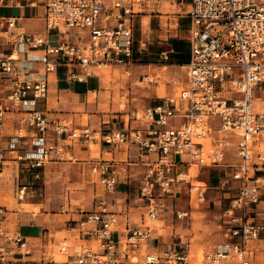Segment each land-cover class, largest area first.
<instances>
[{
  "label": "built area",
  "instance_id": "obj_1",
  "mask_svg": "<svg viewBox=\"0 0 264 264\" xmlns=\"http://www.w3.org/2000/svg\"><path fill=\"white\" fill-rule=\"evenodd\" d=\"M34 1L42 4L55 42L16 31V19L0 13V185L4 167L12 161L33 179L40 178L39 170L48 163L79 161L72 146L81 142L90 149L98 140L112 146L133 143L141 153L156 154L146 162L139 189L146 205L143 224L127 223L121 231L118 214L107 210L106 199L99 198L94 209L82 211L81 219H68V231L82 241L61 245L59 250L67 256L64 264H264V111L254 103L258 91H264V0H190L191 60L185 85L145 110V128L106 133L77 126L72 119L50 117L33 103L47 99L48 73L59 66L67 67L71 81L93 75L94 65L129 66L135 18L155 10L162 0ZM35 50L42 53L32 55ZM161 56L167 60L168 51ZM10 112L19 115L21 126L6 133ZM231 135L240 141L234 144ZM203 138H210V143ZM233 146L236 159L226 164ZM194 164L232 167L221 181L223 188L231 180L239 182L222 215L224 239L201 261L191 259L181 235L179 243L153 245L159 242L154 221L165 210V199L177 196ZM91 171L109 192L128 178L114 159H93ZM32 189L31 184L18 182L16 196L22 201ZM194 189L191 183L190 201ZM205 190L197 189L198 200H204ZM7 213L0 205V264H24L34 243L20 231L7 230ZM186 215L178 212L179 217Z\"/></svg>",
  "mask_w": 264,
  "mask_h": 264
},
{
  "label": "rangeland",
  "instance_id": "obj_2",
  "mask_svg": "<svg viewBox=\"0 0 264 264\" xmlns=\"http://www.w3.org/2000/svg\"><path fill=\"white\" fill-rule=\"evenodd\" d=\"M161 2L162 14L144 12L135 18V46L132 54L133 62L137 64L136 70L140 67L139 64H155L158 69V73H156L159 77L158 82L135 83L124 73V69L117 65L100 66L96 71L99 74L107 75L110 83L114 82L115 85H112L110 89L116 90V99L120 101L119 107L122 111L130 113L129 116L126 115V119L131 118L130 120H132L135 111L138 110H140V116L143 114L142 107H139L137 102L146 98L145 91L150 87L155 86L160 97H166L172 91L178 93L185 85L187 67L178 66L177 61L174 60L173 42L174 40L185 42L184 49L189 51L186 37L190 22L187 14L190 0H162ZM146 35H148L149 41L145 47L141 48L140 41ZM52 37H56L54 33ZM164 50L169 51L167 60L161 56V52ZM60 74L65 76L62 71ZM153 75L150 74L149 79H154ZM130 85L134 86L133 91L128 88ZM258 94L262 93L258 91ZM123 96L124 98L121 99ZM254 103L257 109H262L263 100L261 98L256 97ZM87 118L85 115L84 123L87 122ZM208 141L210 138H206L204 142L209 143ZM231 148L232 150L230 149L231 151L228 153L229 159L227 158L226 162L233 163L235 158L233 160L230 158L232 151H235L236 148ZM99 156V147L94 146L92 157L99 158ZM192 167L197 169L196 172L182 183V189L177 196L165 199L166 208L154 221L158 232L164 235V240L161 238L160 243L154 242L153 245H160L161 248L166 243H179V235H181L188 246L187 248L191 251V259L201 261L208 251L224 239L225 229L222 225V215L235 196L239 183L231 180L228 186L221 187V181L225 179L226 173L229 175L232 172V167L223 169L220 166L201 167L196 164ZM185 172L187 169L184 170ZM94 176L91 174L88 164H80L77 161L76 163L66 161L49 164L42 171L40 178L31 181L33 197L25 201L30 202L31 205H22L23 202H18L15 199L11 182L8 187L11 192V201L8 206L14 211L10 214L9 226H16L18 215L33 213V211H24V207H30L35 211L40 209L39 213L42 212L40 215L45 218L44 231L56 234V241L60 240L64 235L61 228L65 220L69 217H79L80 209H92L96 202L95 196L102 193V190L97 189L95 185L94 180L97 177ZM191 183L196 188L193 190L192 201H190L189 192ZM198 188L206 189L202 201L196 198ZM178 212H187V215L179 217ZM54 247L53 258L55 261L61 262L62 258L66 261L67 256L56 245ZM47 252L46 259H43L42 262L27 264H55L51 263L52 253L49 248H47ZM38 259L40 258L38 257Z\"/></svg>",
  "mask_w": 264,
  "mask_h": 264
},
{
  "label": "crops",
  "instance_id": "obj_3",
  "mask_svg": "<svg viewBox=\"0 0 264 264\" xmlns=\"http://www.w3.org/2000/svg\"><path fill=\"white\" fill-rule=\"evenodd\" d=\"M184 1V0H183ZM162 3V2H161ZM190 3V2H189ZM150 13L162 14L160 10V6L158 9L145 11ZM0 13L4 17H14L16 19V31H23L27 33L39 34L46 37H49L52 42L57 40V36L55 38L52 37L53 34H50L46 28L45 19L43 17V6L40 2H35L34 0H4L3 3L0 4ZM162 16V15H160ZM190 23V22H189ZM136 26V24H135ZM189 27V26H188ZM188 29V28H187ZM188 37V34H187ZM186 37V40H187ZM140 42L141 48L145 47L147 42L149 41L148 35L143 37ZM144 42V43H143ZM188 42V40H187ZM189 44V42H188ZM167 51V50H164ZM32 55H40L42 52L40 50H35L30 52ZM162 53V52H161ZM169 53V51H168ZM188 61L183 64H177L180 67H187V64L191 60V50L189 46V57ZM137 64L133 62L131 57V63L129 66H124L117 64L119 68L124 69V73L127 74L132 81L135 83L139 82L142 84L158 82V69L155 67V64H139L140 67L136 70ZM154 65V67H153ZM111 66V65H109ZM166 66V65H165ZM173 66V65H170ZM97 65L92 67L93 75L87 77L83 81H71L67 78V67L59 66L57 72L48 73V78L50 80L49 85V95L47 99L37 100L33 103L34 108L40 111L46 112L50 117H63L72 119L75 125L77 126H88L91 129H94L101 133H106L111 130L122 129L126 131H132L135 128H145L148 126V122L145 120L144 113L145 110L150 106H155L160 103L163 98L158 94L157 88L155 86L150 87L145 91L147 94L145 99H140L137 102L139 107H142L143 114L140 116L139 111H135V115L131 118L126 119V115L129 116L130 113L123 112L120 106V101L116 99V90L110 89L112 85H115L114 82L110 83L107 75L99 74L96 72L98 69ZM64 73L65 76H61L60 72ZM150 74H154V79H149ZM148 76V79L142 81L143 77ZM116 78V77H115ZM156 79V80H155ZM187 81V71H186V79ZM132 91L134 90V86L130 85L128 87ZM262 94H256L257 97L263 100L262 109L264 111V91L260 92ZM95 94V96H92ZM177 94V92L172 91L168 96H172ZM121 97V99H123ZM159 98V100H157ZM87 116L86 123L84 116ZM135 116V117H134ZM123 122V123H122ZM180 123V120H178ZM21 126L19 122V115L10 112L7 113V123L5 127L6 133H12L15 127ZM231 140L234 144H237L240 141V137L236 135H231ZM211 140V139H210ZM210 143V141H208ZM6 145V143H5ZM94 146L99 147L100 158L106 159H114L120 161L124 168L127 170L128 178L120 179L116 188L113 191H106L103 185H101L98 180H94L97 189H101L102 193L95 196L96 202L101 197L106 199V208L107 210L114 211L119 216V228L123 231L127 225L130 227L141 226L143 224L144 214L146 213V205L145 202L141 200L139 189L142 177L147 169L146 162L148 160L155 159L156 154L154 153H141L136 145L133 143H128L124 145H107L102 143L101 140H98ZM93 146V147H94ZM92 147V148H93ZM236 148V146H233ZM230 147L227 151L226 158L224 162L227 164L232 162H226L228 158V153L231 151ZM72 152L79 159L80 164H88L91 171V163L93 159L96 157H92V149H90L85 143H76L72 146ZM235 151H232L233 160L235 158ZM15 153H11L9 151L6 152L8 157H14ZM80 154V157H79ZM85 156V157H82ZM110 156V158H107ZM229 159V158H228ZM236 159V158H235ZM81 160V161H80ZM59 163V162H52ZM52 163H48L52 164ZM76 163V162H74ZM47 165L40 169V174L43 170L46 169ZM212 167V166H205ZM222 167V166H220ZM228 167H223V169H227ZM233 170V168H232ZM231 173V172H230ZM91 174H94L91 171ZM228 175V173H226ZM95 177V176H94ZM36 180L33 179L32 176L28 173H23L19 170L17 163L14 161L10 162L9 165L4 167V179L2 184L0 185V205H4L8 209L7 217L5 219V226L7 230L10 232L20 231L23 235L27 236L34 243L33 253L29 256L25 257L27 263H36L42 262L43 259H46L47 256V248H49L50 253H52L51 263H61L64 264V258H62L61 262L54 261L53 252L54 245L58 249H60L63 243L67 245H75L82 240L78 239V236L68 231L67 224L69 218L81 219L83 216L82 211H88L95 208V205L92 209H80L79 217H69L65 220L64 225L61 228V231L64 232L63 237L56 241V234H52L51 232H45L44 221L45 218L40 215L39 211H35L30 207H24V211H33L31 215H18V223L15 227L9 226L8 222L10 220V214L12 211L8 206V203L11 201V192L8 187L13 185V194L15 199L18 202H23L22 205H31L30 202H25L26 199H31L33 197V192H30L24 200H19L16 196V188L18 182L21 183H29L31 181ZM235 181V180H232ZM238 182V181H236ZM239 183V182H238ZM182 189V183L180 185V191ZM38 208V207H36ZM124 233L125 232H121ZM155 236L159 237V242L161 238L164 237L163 234L158 232V228L155 232ZM164 240V238H163ZM84 242V241H83ZM158 242V243H159ZM168 245V243H166ZM165 244V245H166ZM170 244V243H169ZM263 244V243H262ZM264 245V244H263ZM164 246V245H163ZM160 247V245L158 246ZM38 257L40 259H38Z\"/></svg>",
  "mask_w": 264,
  "mask_h": 264
},
{
  "label": "trees",
  "instance_id": "obj_4",
  "mask_svg": "<svg viewBox=\"0 0 264 264\" xmlns=\"http://www.w3.org/2000/svg\"><path fill=\"white\" fill-rule=\"evenodd\" d=\"M135 46V43H134ZM185 42L180 40H174L173 42V48L175 51L174 60L177 61L179 64H183L188 61L189 57V51H186L184 49ZM134 51V47H133Z\"/></svg>",
  "mask_w": 264,
  "mask_h": 264
},
{
  "label": "bare ground",
  "instance_id": "obj_5",
  "mask_svg": "<svg viewBox=\"0 0 264 264\" xmlns=\"http://www.w3.org/2000/svg\"><path fill=\"white\" fill-rule=\"evenodd\" d=\"M103 67H105V66H103ZM203 139H206V138H203ZM249 139L251 140L252 138L251 137H249ZM203 141H205V140H203ZM196 168L195 167H190V169H189V172L188 173H186L185 175L187 176V177H190V176H193L194 175V173L196 172ZM196 189V188H195ZM196 193V192H195ZM196 198H197V193H196Z\"/></svg>",
  "mask_w": 264,
  "mask_h": 264
}]
</instances>
